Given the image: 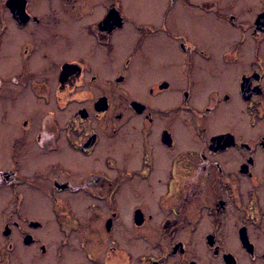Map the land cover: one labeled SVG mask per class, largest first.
<instances>
[{"label":"flooded vegetation","instance_id":"flooded-vegetation-1","mask_svg":"<svg viewBox=\"0 0 264 264\" xmlns=\"http://www.w3.org/2000/svg\"><path fill=\"white\" fill-rule=\"evenodd\" d=\"M262 13L0 0V264H264Z\"/></svg>","mask_w":264,"mask_h":264},{"label":"rangeland","instance_id":"rangeland-1","mask_svg":"<svg viewBox=\"0 0 264 264\" xmlns=\"http://www.w3.org/2000/svg\"><path fill=\"white\" fill-rule=\"evenodd\" d=\"M138 248H141L140 245H137ZM207 248V244L205 239L200 240V248H199V253H200V259L204 262H207L208 264H218V262H216L215 260H209L208 258V252L206 250Z\"/></svg>","mask_w":264,"mask_h":264},{"label":"water","instance_id":"water-1","mask_svg":"<svg viewBox=\"0 0 264 264\" xmlns=\"http://www.w3.org/2000/svg\"><path fill=\"white\" fill-rule=\"evenodd\" d=\"M13 12H14V14H15L14 9H13ZM258 20H260V21L264 24V13H262V14L259 16V19H258Z\"/></svg>","mask_w":264,"mask_h":264}]
</instances>
